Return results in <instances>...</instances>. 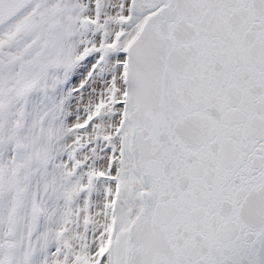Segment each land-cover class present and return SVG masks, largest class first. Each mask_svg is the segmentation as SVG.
I'll return each mask as SVG.
<instances>
[{"label": "snow or ice", "instance_id": "1", "mask_svg": "<svg viewBox=\"0 0 264 264\" xmlns=\"http://www.w3.org/2000/svg\"><path fill=\"white\" fill-rule=\"evenodd\" d=\"M0 264H264V0H0Z\"/></svg>", "mask_w": 264, "mask_h": 264}]
</instances>
